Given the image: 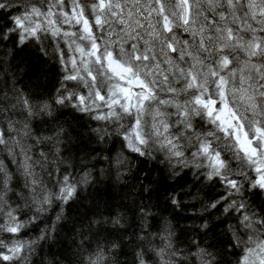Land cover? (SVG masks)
<instances>
[{
  "label": "snow or ice",
  "instance_id": "snow-or-ice-1",
  "mask_svg": "<svg viewBox=\"0 0 264 264\" xmlns=\"http://www.w3.org/2000/svg\"><path fill=\"white\" fill-rule=\"evenodd\" d=\"M0 10V19L9 21L0 24L5 56L39 45L60 73L50 100L34 102L15 88L9 97L0 88V151L15 167L0 159V264H30L40 242L58 235L65 206L89 196L95 209L87 220L89 232L98 239L106 225L124 229L120 215L109 218L101 210L104 195L89 190L91 170L78 179L68 168L61 171L67 164L60 155L66 130L34 131L32 120L54 118V105L104 122L91 129L98 142L115 135L134 158L164 165L166 179L190 169L197 179L219 182L225 194L202 212L217 209L236 219L222 241L226 250H239L232 251L235 264H264V206L253 208L246 196L264 197V0H0ZM18 114L23 118L15 119ZM41 145H51V160ZM131 163L123 155L114 158L118 179L121 166L128 171ZM14 177L23 191H16ZM140 191L150 198L149 187L142 184ZM165 202L177 215L183 209L175 190L166 193ZM53 206L59 212L52 224L24 239L25 230ZM139 211L150 215L145 207ZM170 224L165 219L159 248L134 253L135 264H188L173 243ZM193 227L212 230L207 219ZM4 233L10 234L7 241ZM203 242H190L199 264H223ZM84 243L77 245L86 254L83 264H111L101 245L87 253ZM119 247L111 242L108 253Z\"/></svg>",
  "mask_w": 264,
  "mask_h": 264
},
{
  "label": "trees",
  "instance_id": "trees-1",
  "mask_svg": "<svg viewBox=\"0 0 264 264\" xmlns=\"http://www.w3.org/2000/svg\"><path fill=\"white\" fill-rule=\"evenodd\" d=\"M11 12L19 14L15 9ZM7 22L9 21L0 19V24ZM45 43L49 44L52 41ZM0 60L4 61L0 67V88L7 92L9 97L13 95L15 88L22 90L34 102L38 97L51 99L58 87L59 65L50 57L43 56L39 51V45H31L19 52L13 50L8 56H5V49L0 47ZM54 107L56 108L54 118L41 116L32 120L34 131L41 135H51L53 128L63 127L66 132L62 137L60 155L67 164L61 165V171L68 168V171L78 179L84 170H91L93 185L89 186V190L103 194L107 202L106 205L101 204V210L109 218L120 215L122 223L124 221L126 223L124 229H113L111 225H106L108 231L97 239L88 231L87 225V220L92 218V212L95 210L93 198L89 196L75 203L70 202V206H65L64 219L57 225L58 235L53 234V239L40 242L34 254L29 257L30 264H83L86 254H82L77 246L80 240L85 241L84 248L87 249V253L94 252L97 244L101 245L111 264H135L136 251L149 246L159 248L162 245L163 242L159 237L165 219L171 222L170 226L175 230L173 243L183 252L184 257L188 258V264H199L198 258L193 255L195 249L190 248L193 238L197 241L204 240L201 247L212 245L210 250L216 253L218 260L222 259L223 264H235L237 257L232 255V251L239 250L231 248L226 250L222 241L226 239L227 225L236 224V219L232 218L231 214L222 216L217 209L202 212L205 204L225 194V189L219 182L215 179L205 181L203 176L197 179L190 169H185L175 180L166 179L168 173L163 171L164 165L156 161L134 158V154L130 155L126 149L122 150L121 141L115 135L110 139L106 138V142H98L91 129L101 126L104 122L91 120L87 115L71 108L55 105ZM14 118L19 120L23 117L18 114ZM109 131L112 129L109 128ZM27 143L30 144L32 141L28 140ZM40 149L49 153V160L53 158L51 145H41ZM33 151L37 152L38 149L34 148ZM118 155H123L132 161L128 171L121 166L123 175L119 179L114 164V158ZM104 157L108 159L105 160ZM0 159H3L5 164L15 171L7 153L0 151ZM68 164L71 167H68ZM48 170H53L51 165ZM37 171L39 172L40 169L37 168ZM44 179L47 180L48 177L44 175ZM142 184L152 190L150 198L148 192L140 191ZM13 186L16 191H23L22 184L15 177ZM173 190L178 194V199L183 201V209L178 215L173 211L172 206L165 202L166 193H171ZM24 194L26 196L27 192L25 191ZM10 195L13 201L17 200L15 194ZM246 196L253 208L259 210L261 206H264V197L257 198L247 192ZM140 207H145L150 215L144 217L139 211ZM57 212L59 208L53 206V209L41 220L25 230L23 238L31 240L37 237L41 229L52 224ZM203 219L208 220L211 231L194 230L193 226L201 223ZM125 229L127 238H124ZM95 230L99 231V226H96ZM9 235L4 233L3 238L7 241ZM138 235L144 236L145 239H137ZM150 236L154 238L149 239ZM113 241L120 244V247L109 254L108 248ZM89 244L92 245L91 248H88ZM175 259L180 260L183 257ZM149 264H152V261H149Z\"/></svg>",
  "mask_w": 264,
  "mask_h": 264
}]
</instances>
